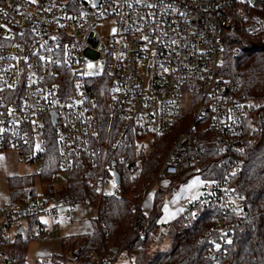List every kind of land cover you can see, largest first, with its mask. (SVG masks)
<instances>
[{
	"label": "built area",
	"instance_id": "1",
	"mask_svg": "<svg viewBox=\"0 0 264 264\" xmlns=\"http://www.w3.org/2000/svg\"><path fill=\"white\" fill-rule=\"evenodd\" d=\"M251 9L264 13V0H0V150H17L33 173L52 152L50 181L57 189L75 173L99 197L120 196L121 185L134 188L142 164L153 162L154 178L125 195L138 201L130 234L142 228L143 202L156 182L196 165L201 138L209 137L224 155L222 176L203 178L175 222L188 228L202 210L212 212L201 240L205 257L221 261L243 219L241 197L229 181L241 171L235 151L252 105L225 86L220 63L233 22L247 32L264 31V17ZM106 21L114 29L104 40L100 23ZM173 131L162 152L156 138ZM36 176L0 207V247L24 228L27 238L49 239L58 224L74 222L78 209L98 216V206L49 193ZM123 244L92 252L89 262L114 264ZM15 255L0 251V264H26Z\"/></svg>",
	"mask_w": 264,
	"mask_h": 264
},
{
	"label": "trees",
	"instance_id": "2",
	"mask_svg": "<svg viewBox=\"0 0 264 264\" xmlns=\"http://www.w3.org/2000/svg\"><path fill=\"white\" fill-rule=\"evenodd\" d=\"M263 32H247L240 23L233 22L224 33L220 72L225 86L233 93H242L249 102L254 98L262 99V103L252 106L250 114L242 121L240 147L235 151V156L241 163V171L230 178L229 184L241 197L243 219L234 235L233 245L224 258L214 262L205 257L206 246L201 236L211 229L213 220L212 212L207 210H202L199 218L188 228L179 226L180 231L172 233V248L156 254L148 253V245L159 228L158 202L163 195L161 191L154 193L151 211L144 213L141 209L144 220L142 228L129 234L134 205L138 201L125 195L139 192L143 181L154 178L157 168L153 162L146 161L142 164L134 188L121 185L120 196L99 197L90 193L88 186L80 183L75 173L66 175V184L57 189L50 181L56 164L54 155L50 152L51 154H46L40 171L27 176H11L8 178V187L10 200L18 198L25 191L24 186L34 182L38 175L47 182V192L58 191L70 201H88L98 206V216L91 220V231L61 239L62 253L55 256L63 258V264H75L74 257L77 254L81 264H94L89 262L92 252L99 255L123 242V251L132 264H264ZM174 135L173 131L157 137L158 149L166 151ZM201 140L196 165H187L184 174L169 179L167 190H173L174 185L185 182L193 175L202 178L222 176L223 170L219 162L223 160V153L212 146L209 137L203 136ZM140 231L144 232L142 238L139 237ZM30 240L18 236L14 242H8L7 246L16 243L18 250H25ZM15 257L18 260L24 258L17 254Z\"/></svg>",
	"mask_w": 264,
	"mask_h": 264
},
{
	"label": "rangeland",
	"instance_id": "3",
	"mask_svg": "<svg viewBox=\"0 0 264 264\" xmlns=\"http://www.w3.org/2000/svg\"><path fill=\"white\" fill-rule=\"evenodd\" d=\"M251 14H260L264 17V13L250 10ZM101 24V34L103 39L106 40L109 34L113 32V24L111 21H106ZM262 103V99L254 98L250 101L253 107ZM184 112L186 111V104L183 106ZM148 139V138H147ZM147 142V140H146ZM145 147L149 148V144L145 143ZM34 165L23 162L20 159V154L15 149L0 150V207L10 201V189L8 187V178L11 176H27L35 172ZM204 179L199 175H193L185 182L178 183L173 186V190H167L170 185L169 179H159L152 192L147 199L143 202L142 210L144 213L151 211V202L153 195L157 191L163 193L160 201L158 202L159 212V228L155 237L152 238L148 245V253L156 254L172 248V233L180 231L178 223L175 222L178 215L183 209V205L190 199L197 196L199 191L204 185ZM112 184L108 182L105 186L106 190L110 189ZM126 188V187H125ZM91 206L92 203L88 202ZM95 206V205H93ZM97 217L94 209H87L84 214L83 209H78L72 224H58V231L56 235L51 236L49 239H31L28 242L25 250H18L17 244L13 243L7 247H0L1 252H9L12 249L17 255L24 257L26 264H34L37 259L42 261L61 260L64 259L55 255L62 253L61 239L67 236L80 235L92 230L91 220ZM32 233H36L34 230ZM31 233V234H32ZM28 230L23 229L22 238L28 237ZM75 264H81L80 261ZM114 264H132L127 257L125 251L120 254V257Z\"/></svg>",
	"mask_w": 264,
	"mask_h": 264
},
{
	"label": "water",
	"instance_id": "4",
	"mask_svg": "<svg viewBox=\"0 0 264 264\" xmlns=\"http://www.w3.org/2000/svg\"><path fill=\"white\" fill-rule=\"evenodd\" d=\"M114 176H115V180H116V182H118V179H119V178H118V174L115 173Z\"/></svg>",
	"mask_w": 264,
	"mask_h": 264
}]
</instances>
